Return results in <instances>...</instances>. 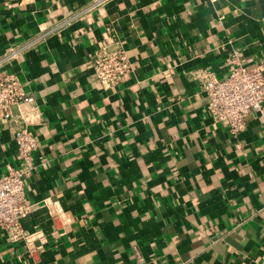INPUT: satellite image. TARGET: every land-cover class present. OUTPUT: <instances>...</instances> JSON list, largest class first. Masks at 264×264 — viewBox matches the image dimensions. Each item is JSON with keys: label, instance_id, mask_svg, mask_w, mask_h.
Here are the masks:
<instances>
[{"label": "crops", "instance_id": "obj_1", "mask_svg": "<svg viewBox=\"0 0 264 264\" xmlns=\"http://www.w3.org/2000/svg\"><path fill=\"white\" fill-rule=\"evenodd\" d=\"M97 1L0 0V67L40 111L31 235L0 230V264H137L133 246L144 264H264V102L234 136L202 89L233 49L264 62V0ZM119 46L133 67L105 90L90 58ZM20 165L0 112V174Z\"/></svg>", "mask_w": 264, "mask_h": 264}, {"label": "built area", "instance_id": "obj_2", "mask_svg": "<svg viewBox=\"0 0 264 264\" xmlns=\"http://www.w3.org/2000/svg\"><path fill=\"white\" fill-rule=\"evenodd\" d=\"M239 56V51L233 49L225 59L229 67L227 75L223 78L209 75L202 85L207 95L206 112L213 122H225L234 136L240 134L247 122L262 110L264 102V62L244 64ZM90 65L105 90L115 89L133 67L121 46L113 50L96 49ZM14 105L20 107L17 114L11 111ZM0 112L21 162L20 166L0 174V230L12 242L26 241L31 234L22 226L21 220L37 207L25 194V182L36 169L34 152L38 146L30 126L39 122L40 111L33 96L24 92L17 76L3 67H0ZM49 212L55 220L56 209L50 207ZM133 253L137 264L145 263L136 246H133Z\"/></svg>", "mask_w": 264, "mask_h": 264}]
</instances>
